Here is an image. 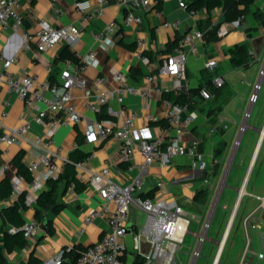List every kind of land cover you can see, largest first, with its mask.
Instances as JSON below:
<instances>
[{"label":"crops","instance_id":"crops-1","mask_svg":"<svg viewBox=\"0 0 264 264\" xmlns=\"http://www.w3.org/2000/svg\"><path fill=\"white\" fill-rule=\"evenodd\" d=\"M75 1L76 0H22L19 8V13L24 17L21 26L16 31L9 26L0 34V53L5 54L8 58H14L8 70L13 74H18L21 70L27 69L32 73H36L40 81L51 79L57 77L60 70L65 66V59H58L63 48L68 47L72 56L69 58L73 59H75V51L83 53L93 51L96 54V58L87 66L84 75L95 90L116 88L118 83L113 78V74L116 70L126 73L132 82L148 88L149 95L147 97L127 94L124 99V105L126 112H129L131 109L138 110L139 116L135 121L136 128L140 131L143 130L145 135L149 137L167 135L166 120L162 117L164 101L165 99H171L168 97L167 93L173 92L176 94L188 90L191 95V101L189 102L190 110L195 111L197 116L187 132L183 135V139L185 142H189L192 137L201 139L200 149L203 152L204 159L208 163L209 171L193 168L191 166L192 158L188 155L178 154L166 158L165 161L155 160L150 164L148 170L144 174V194L145 196L153 195L156 191L157 181H163L168 196L174 197L177 202L183 205L190 215H193L190 233L193 237L198 238L197 234L202 231L204 222L210 218L211 212L214 214L218 205V200H215V205L213 206L212 202L210 209H208L207 204L210 200V192L215 183L210 185V181L209 183L204 181L207 173L210 172V177H216L220 170L221 157L219 158L218 170L216 172L214 170L213 148L221 139L227 141L228 148L229 142L226 133L230 127L227 116H234L233 112L239 114L238 110L236 111L230 106V101L228 100V96H230L229 88L224 89L223 85L221 91L215 98L205 99L200 94V87L208 85L207 83L214 75H222L225 78L226 84L229 80L228 74L222 73L216 70V68L223 60L230 62L227 53L229 47L242 43H246L249 51L253 53L256 62H254L251 67L254 66L255 69L253 72L249 73L251 67L243 69L234 68L232 66V71L237 70V75L241 76L249 87H253L252 83L254 82L255 84L259 80V72L264 59V2L261 5L256 4L263 12L261 18L250 17L251 15L247 16V27H252L251 35H249L246 29L242 30L237 27L240 18L229 19L228 16L225 15L222 7H215L211 10L203 8L198 10L199 12L197 15H194L187 7L180 6V0H151L152 3L141 10L144 15L142 24L125 25L123 23V18L127 11V7L120 4L119 0H107L104 12L95 18L86 28H82L78 36L73 39L72 43L62 40L46 51L37 50L35 44L32 42L30 49L26 50L22 48L24 34H34L43 25L56 27L65 26L70 23L80 25L82 16L75 8ZM241 6V4L238 5V7ZM98 7V2L92 0V5L89 10L93 11L98 9ZM177 20H179V23L174 25L173 23ZM165 22H168L169 25H165ZM111 23L115 25V34L107 32V26ZM216 25L218 27H228L229 31L225 35L219 36L217 30L213 31ZM193 28H200L205 31V39L204 42L199 45L197 52L189 54L187 80L182 81V86L177 88L175 84L178 82V79L176 77L160 76L158 74V67L170 52L182 44L184 35ZM102 33L106 36H113L116 43L111 46L105 45L102 40L96 38V35ZM118 33H122V36L117 37L116 35ZM137 39H141L143 42L140 46H138L136 42ZM171 44L173 45L170 47ZM142 56H148L152 64L150 66L146 65L142 60ZM208 58H216L218 61L217 67L213 72H209L204 67V63ZM3 70L4 67L0 65V72ZM150 74L155 75V79L152 81L148 80ZM98 77L105 78L104 83H97L96 79ZM73 95L75 97L77 109L84 114V116L90 119L99 118V113L91 112L85 108L82 92L78 88L73 89ZM215 99L218 100L216 104H211V101ZM171 100L175 102L174 99ZM36 108L44 109L46 106L38 102L36 103ZM3 111H6V115L2 118ZM23 111V101L15 93L9 92L7 86L4 85L0 90V119L3 121V123L0 124V131L4 129V127L21 124L23 122ZM151 114L158 115L159 120H149L148 116ZM53 115V112H49V116ZM57 117L60 118V114H58ZM257 121L258 117L255 119V122ZM83 126L84 122L74 125H60L55 132L52 148L59 149L61 154L68 158L70 157V153L76 149H82L86 151L88 155L93 151L94 156L90 159V167L98 171L109 163L111 177L113 180L123 185L139 174L138 165L143 159L140 153L135 155L132 161L133 166L129 168V164L121 159V142L119 140L107 138L97 143L85 144ZM42 130V125L32 122V126L27 134L28 139H33V137L42 132ZM231 130L232 132L237 130V125H233ZM79 140H82V143H80ZM258 140L257 143H255L248 166L243 174L241 184H236V188H234L237 195L232 210L237 202L240 187L249 172L252 158L255 152H257ZM262 145L263 142L260 145V150ZM30 147L29 141L23 140L19 143L10 145L8 147V152L4 153L0 145V181L5 175L10 176L17 172L16 166L13 163L14 157L21 150H24V162L28 157ZM3 164L8 165V169L5 172L1 171V166ZM254 165L250 169L245 186L246 194L249 195L252 200L243 203L244 194L237 205L235 214V218L240 214L238 223L240 229L234 233L232 240L229 242L233 229L232 220L230 230L224 243L221 245L220 241L224 238L228 224L227 221L221 238L214 240L217 243L214 254L212 255L208 250L203 254V243L200 246L201 256L198 257L195 264H212L216 256H218V264L239 263L245 247L243 242H241L244 228H241L240 223H242L245 214L256 205V203L253 204L255 201L254 199H256L255 195H260V193H256L253 190H247L250 181V173ZM24 175L27 179L31 178L29 171L28 174ZM69 184L67 185L64 180L60 181L55 190V201L62 204L59 211H55L52 206L48 208L39 207L37 203L33 206L20 209L25 221L30 218H37V211L40 210V228L31 238H27L26 245H17L13 251L6 253L9 264H32L30 262L31 258L36 260L38 262L37 264H45V258L55 255L59 250L68 249L69 251L73 246H89L100 240L103 234L109 230L108 223L102 218H97L88 224L84 223L85 215L92 209L100 207L102 204V198L99 192L84 183L83 189L80 191L76 190L75 195L68 197L67 190ZM46 188L47 184L42 191ZM2 200L3 204L0 206V212L4 207L15 204L9 197ZM223 209H227V205H224ZM139 213L145 216L144 211L140 208H132L129 223H131L134 228L126 237L128 248L123 257L124 264H128V261H130V264H133L137 254H140L139 250L134 248L133 245L135 235L142 229ZM258 215L264 219V209H260ZM44 217H46L48 221L46 230L42 229ZM1 225L5 230L13 227L8 223L3 224L0 218V237L3 236ZM263 228L264 221H260L258 229L261 230ZM140 243L143 250H150L151 245L149 242L142 239ZM196 247L197 242L195 246L190 248L188 252L190 260L185 264H190L192 262V252ZM133 252H135V255L131 256ZM125 257L127 258L126 261ZM201 257L203 260L199 262ZM72 261L73 257L71 255L65 256L64 264H71ZM253 264H264V259L255 260Z\"/></svg>","mask_w":264,"mask_h":264},{"label":"built area","instance_id":"built-area-1","mask_svg":"<svg viewBox=\"0 0 264 264\" xmlns=\"http://www.w3.org/2000/svg\"><path fill=\"white\" fill-rule=\"evenodd\" d=\"M98 9L89 10L92 0H76L75 8L81 14L80 25L70 23L65 26H41L34 34H24L22 48L30 49L31 42L35 44L37 50L46 51L58 42L66 40L69 43L78 36L82 28H86L95 18L101 15L106 7L107 0H96ZM189 0H180L182 7L187 6ZM120 4L127 7L123 18L125 25H140L144 21L141 11L148 7L151 0H119ZM22 0H0V34L9 26L15 31L22 24L23 15L19 13ZM197 15L198 10H190ZM247 16H241L238 21L240 29L247 28ZM240 22V24H239ZM179 20L173 24L177 25ZM165 25H169L165 22ZM229 31L228 27L219 26L217 34L225 35ZM107 32L115 34L113 23L107 26ZM121 37L122 33H118ZM105 45H114L116 40L113 36L105 34L96 35ZM205 31L200 28H193L188 31L182 44L170 52L158 67L160 76L176 77L177 88L181 87V82L187 80V63L190 53L197 52L199 45L204 42ZM140 46L143 42L137 39ZM74 58L64 60L65 66L60 70L57 77L40 81L36 73L27 69L21 70L18 74H13L8 70L14 58H8L0 53V65L4 70L0 72V90L6 85L9 92L15 93L24 103L23 122L16 126L4 127L0 131V145L3 152H8V147L23 140L29 141L31 147L28 157L24 163L30 172L31 178L27 179L23 173L15 172L10 175L12 191L9 198L15 203L24 196V206H33L37 203L38 197L49 179H56L64 170V164L69 158L63 156L59 149H53L54 135L60 125H74L84 122L83 135L85 144H93L114 138L121 142V159L132 168V161L137 153L142 155V162L138 165L139 174L131 178L126 184H120L111 177L110 165L107 163L100 170H93L90 167V159L94 156L93 151L89 155L75 163L78 177L85 184L97 190L102 198L100 207L92 209L84 217V223L88 224L97 218L104 219L109 226L103 236L97 242L86 246L77 256L75 264H124L123 257L128 245V224L131 219L133 207L140 208L145 213V222L140 232L135 235L134 248L139 250L145 258L144 264H176V251L182 245L187 235L191 231L193 215H190L182 204L174 197L168 196L165 190V183L157 181L156 191L151 196H145L144 174L150 164L155 160L165 161L166 158L174 155H188L192 158L191 166L202 171L209 169L207 161L204 159L200 149L201 139L192 137L189 142H185L183 135L194 122L197 114L190 110V103H176L171 99H165L163 118L166 120V136L149 137L143 130H138L135 121L139 116L137 109L126 112L124 99L127 94H136L142 97L149 95L148 88L131 81L126 73L116 70L113 74L114 80L118 83L116 88H104L95 90L88 82L84 72L91 64L96 54L93 51L86 53L75 51ZM143 62L150 66L151 59L142 56ZM216 58H208L204 67L209 72H213L217 67ZM155 79L154 74L148 76V80ZM264 80V59L259 72V80L254 84V91L249 98L250 105L258 99V92L261 90ZM105 78L98 77L96 82L104 83ZM213 88H221L225 84L222 75H214L210 78ZM78 88L84 98L86 109L94 113L105 111L108 116L102 119H90L82 114L76 106L73 89ZM200 94L205 99L216 97L215 91L208 85L200 87ZM43 103L46 108H36V103ZM6 103V102H5ZM53 112V116H49ZM60 114V118L57 115ZM251 109L245 113V118H249ZM6 111H3L2 118ZM149 120H159L158 115L151 114ZM32 122L43 126L42 132L33 139H28V132ZM3 121L0 119V124ZM245 127H240V131ZM237 143V141L235 142ZM8 169L7 164L1 166V171ZM209 171V170H208ZM210 172L205 175L204 181L209 183ZM248 175V174H247ZM244 184V182H243ZM240 187V189L243 187ZM76 194V184L71 182L67 190V196ZM246 194V192L244 193ZM239 193L237 202L232 210L229 220L235 218L237 205L244 195ZM259 204L247 213L242 219V225L246 233L247 242L245 244L239 264H253L255 260L264 259V236L260 234L261 248L255 250L249 236V227L259 230L258 225L264 219L258 215L260 209H264V194L255 195ZM3 200L0 199V206ZM23 205L20 209L24 208ZM204 222L203 229L197 234V247L192 252V262L195 264L201 256V245L208 238L207 232L210 227L211 217ZM228 220V222H229ZM40 228V222L36 218L26 220L21 227L26 238H31ZM227 228V227H226ZM16 227H10L9 231H16ZM226 231V230H225ZM141 238V241H140ZM142 239L150 243L149 251L143 250ZM222 241V240H221ZM220 241V243H221ZM64 249L59 250L55 255L45 258V264H64ZM212 264H218L216 256Z\"/></svg>","mask_w":264,"mask_h":264},{"label":"rangeland","instance_id":"rangeland-1","mask_svg":"<svg viewBox=\"0 0 264 264\" xmlns=\"http://www.w3.org/2000/svg\"><path fill=\"white\" fill-rule=\"evenodd\" d=\"M263 2L264 0H256L255 3L261 5L263 4ZM228 17L229 19L232 18L231 15H228ZM250 17H252V15ZM254 69V66L251 67L249 73L253 72ZM216 70L228 74L229 80L226 82V84H224L223 88L230 89V96H228L230 106L233 107L236 111L238 110L239 114L233 112L234 116H227L230 128L227 130L226 137L228 139L229 146L226 152L220 158L221 164L218 175L216 177H210V185H212L213 183H215V185L212 187V190L210 192V200L207 204V207L208 209H210L212 202L214 206L216 202L215 200H218V205L211 219L210 228L207 232V236L209 238L204 242L202 251L204 254L208 250V252L212 255L214 254L217 245L216 241L214 240H218L221 238L222 232L230 217L233 203L236 199L237 194L234 191V188H236V184H241L243 174L245 173V170L248 166L255 143H257L260 131L264 125V80L262 88L258 92L257 101L253 105H250L249 98L251 96V93L254 91V82L252 83L253 87H249L245 80H243L241 76L237 75V70L232 71L233 67L227 60H223L222 62H220ZM216 101L218 100H212L211 104L215 105ZM248 108H251V114L249 118H245V113ZM256 117H258L257 122H255ZM235 124L237 125V130H234L232 132L231 128ZM242 124L245 127V130L240 131V127L242 126ZM236 141L237 143H235ZM247 190H253L256 193H260V195L264 194V141L262 148L257 156L254 168L251 170L250 181L248 183ZM249 200L252 199H250L249 195L245 194L243 203ZM254 200L255 201L253 202V204L256 203V205L247 213H249L258 205L259 200ZM224 205H227V209H223ZM239 216L235 218L232 223L233 229L230 235L229 242L232 240L234 233L238 229H240V226L238 224ZM139 217L142 228L145 222V216L142 213L141 215L139 213ZM240 225L241 228H243L242 223H240ZM260 234L264 236V228L255 231L254 229L249 227V236L255 250L261 248ZM241 238V242H243L245 246L247 237L244 229L243 236ZM197 239L198 238L193 237L191 233L187 235L185 242L180 245L181 247H179L176 251V264H185L186 262H189L190 256L188 255V252L190 248L195 246ZM134 255L135 252H133L131 256ZM126 259L127 258L125 257V261ZM202 260L203 258L201 257L199 262H201ZM128 264H130V261H128Z\"/></svg>","mask_w":264,"mask_h":264},{"label":"trees","instance_id":"trees-1","mask_svg":"<svg viewBox=\"0 0 264 264\" xmlns=\"http://www.w3.org/2000/svg\"><path fill=\"white\" fill-rule=\"evenodd\" d=\"M256 0H189L187 2V8L189 10L196 9L201 10L206 8L211 10L215 7H222L226 16L231 15L232 18H237L241 16L252 15L254 18H261L263 16V12L259 7L256 6ZM241 4V7L238 5ZM255 6V7H254ZM229 18V17H228ZM231 18V19H232ZM218 26L216 25L213 28L217 30ZM252 27H247L249 35H251ZM173 44L170 45V47ZM227 53L229 55V60L231 65L234 68H250L254 62H256L253 53L249 51L248 45L246 43L236 44L227 49ZM72 57L70 50L68 47L63 48L60 52V56L58 59H66ZM208 86L215 91V94H219L221 88H213L211 86V82L209 81ZM168 97L174 99L177 103H186L191 101V95L188 90H184L180 93L174 94L173 92L167 93ZM108 116L105 111L99 113V119ZM82 143V140H79ZM227 148V141L225 139H221L213 148V166L215 172L219 168V158L225 152ZM25 152L21 150L13 159V163L16 166L18 173L28 174V170L26 168L25 163L23 162V156ZM1 155V149H0ZM88 156V153L82 149H76L70 153L69 161L64 164V170L60 174V176L56 179H49L47 181V188L40 192L37 205L39 207L48 208L50 206L53 207L55 211H59L62 204L55 201L54 194L57 189L60 181H65L68 185L71 182H75L76 190L80 191L84 188V183L79 180L77 177V168L75 163L85 159ZM12 191L11 180L9 175H5L0 181V198L4 199L9 197ZM24 206V196L20 197V201L15 202V204L4 207L0 212V218L4 223L10 224V226L16 227V231H9V229L5 230L1 225V231L3 232V236L0 237V264H9L6 253L13 251V249L19 245L24 246L27 243V238L24 236L21 227L23 226L25 219L23 218L20 206ZM26 208V206H24ZM41 211H37V218L40 219ZM82 246H73L69 251L68 249H64V257L66 255H71L73 257V261L71 264L75 263V260L78 254L84 249ZM32 264H37L38 262L33 258L30 259ZM145 258L141 254H137L134 259L133 264H144Z\"/></svg>","mask_w":264,"mask_h":264},{"label":"bare ground","instance_id":"bare-ground-1","mask_svg":"<svg viewBox=\"0 0 264 264\" xmlns=\"http://www.w3.org/2000/svg\"><path fill=\"white\" fill-rule=\"evenodd\" d=\"M263 140H264V125H263V128H262L261 131H260L257 150H258V148H259V150H260V145H261V143L263 142ZM257 150H256V151H257ZM257 152H259V151H257ZM257 152H255V154H254V156H253V158H252V162L250 163V167H249L250 169H251V167H252V166L254 165V163H255V159H256L257 154H258ZM250 169H249V172H250ZM249 172H248V175H249ZM248 175H246V178H245V180H244L243 187L240 189L241 195L244 194V193L246 192V187H245V186H246V182H247V179H248ZM233 216H234V215H233ZM233 216H232L231 220H229V222H228V224H227V228H226V231H225L224 238H223V240L221 241V245L224 243L225 238H226V236H227V234H228V232H229V230H230Z\"/></svg>","mask_w":264,"mask_h":264},{"label":"water","instance_id":"water-1","mask_svg":"<svg viewBox=\"0 0 264 264\" xmlns=\"http://www.w3.org/2000/svg\"><path fill=\"white\" fill-rule=\"evenodd\" d=\"M249 109H251V108H249ZM257 151H259V148H258V150ZM258 153V152H257ZM199 171V170H198ZM47 224H48V221H47V218L46 217H44L43 218V221H42V229H44V230H46L47 229ZM133 226H132V224L131 223H129L128 224V232H132L133 231ZM22 230V229H21Z\"/></svg>","mask_w":264,"mask_h":264}]
</instances>
